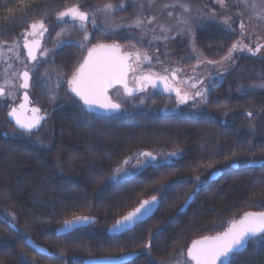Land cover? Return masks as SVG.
Listing matches in <instances>:
<instances>
[{"label":"trees","instance_id":"1","mask_svg":"<svg viewBox=\"0 0 264 264\" xmlns=\"http://www.w3.org/2000/svg\"><path fill=\"white\" fill-rule=\"evenodd\" d=\"M108 1L114 0H0V45L22 41L21 33L42 18L48 33L54 34L59 11L77 4L89 11ZM90 32L92 45H139L129 31ZM192 32L175 44L173 65L178 70L179 64L196 65L206 76L220 75L207 103L186 106L197 114L163 110L171 101L152 88L147 106L135 100L138 95L120 96L114 90L121 113L85 116L81 105L65 94L66 85L57 90L52 80L50 89H42L34 76L28 92L47 117L29 136L9 122L11 104L1 102L0 264H96L95 259L125 256L130 258L107 264H157V259L186 252L193 240L223 232L247 211H264V57L234 51V62L198 65L197 57L217 61L226 56L239 33L227 31L218 21L198 24ZM82 58L80 48L66 44L56 51L54 65L70 76ZM46 66L41 63L37 75ZM150 67L155 74L161 72L162 66ZM156 149L178 153L119 182L111 180L125 158ZM256 161L261 164L248 166ZM216 171L219 175L211 179ZM196 176L205 180L198 188ZM180 178L187 179L176 180ZM153 196L159 203L151 216L130 229L109 232L117 220ZM4 210L14 214L16 231ZM78 216L96 221L56 235L64 221ZM28 238L48 253L31 248ZM232 264H264V247L250 240Z\"/></svg>","mask_w":264,"mask_h":264},{"label":"snow or ice","instance_id":"2","mask_svg":"<svg viewBox=\"0 0 264 264\" xmlns=\"http://www.w3.org/2000/svg\"><path fill=\"white\" fill-rule=\"evenodd\" d=\"M152 0H149L151 3ZM214 3L219 4L222 8L226 6V0H213ZM240 5H243L245 8L256 9L260 8V13H254L257 15V18L261 21H264V0H236V6L239 9ZM123 5H120L122 7ZM143 6V5H142ZM117 6L112 5L111 3L105 4L102 6H96L95 11H107L115 9ZM164 7H171L173 9L179 7L182 9V12L177 15L176 24L181 25L178 31L171 37L175 39L176 35L183 36L189 35L192 36V23L191 21L195 19L198 24L216 22L218 18V13L214 8L209 9V14L207 16H201L197 14L192 16V9L188 4L180 3L177 0V3L171 5H165ZM207 7V5H205ZM187 14V15H186ZM243 13H241L242 15ZM168 16L172 17L173 13L168 12ZM67 18V19H66ZM223 24L226 26V30L235 34V30L232 29L231 24L229 23V17L225 16L222 18ZM251 19V17H250ZM56 20L63 22L65 24L72 22V26L77 28L79 31L83 32V40L78 43V46L81 50L87 51V55L83 57V62L79 64L78 67L72 71L70 76L60 75L59 71L55 73V88L61 89L65 87V94L70 100L77 101L81 105V112L85 116L92 115L99 110H102L104 113H121L124 109L121 103H118L113 100L110 95L112 89H118L120 86H123L126 95L132 96L137 89L129 88L127 79L130 71L135 72L136 69L133 68L132 64L129 63L131 58H135L137 62L140 61V53L132 52H120V48L116 44H94L91 47H86V44L89 40L90 33L88 32V24H91L93 28H97V21L95 14H90L89 11L81 10L80 5H74L67 7L62 11H59L56 15ZM156 20L155 16L148 17L147 24L153 25V22ZM144 21L137 19L135 21V27H140ZM241 29V34L245 29V23L243 19L239 25ZM155 31V27L152 28ZM171 31V29H169ZM49 29L46 27L45 20L42 18L38 21L30 23L27 29L21 33L23 37V49L26 50V57L21 60L20 55L17 54L16 59L20 60L23 65L24 70L19 73H13L21 81L19 87L22 89H28L30 87V82L33 81V77H36V80L39 81L42 89H50L52 84V74L45 71L42 75H37L41 63L51 62L54 63V59L51 61H46L44 58L49 57L50 50L44 48L37 56V49L39 48V43L36 41H30L29 36L39 34L43 36L47 33ZM103 31V29H101ZM63 32V29L61 30ZM61 33H57V36H60ZM166 40L169 37H164ZM73 43L72 40L59 41L56 47H62L66 44ZM151 43V42H149ZM14 47L19 50L21 45L19 41L14 42ZM261 47L264 45H257L255 51L259 52ZM247 50L250 53H253V49L247 45L242 46L241 51ZM10 51L12 49H9ZM237 50V45L233 44L232 47L228 50L226 56L222 57L221 61L215 60H200L197 57L198 65L208 64L213 66H222L223 61L231 60L234 62V57L232 53ZM193 51H196L193 48ZM156 62L161 64L162 71L165 74H149L143 76L139 79L143 80L144 83L139 87V91L143 92L147 90L148 84L151 85L153 89L158 88L161 84L164 86L166 91L175 90L176 97L179 103H187L189 100L194 101L196 104L207 103L208 102V91L210 88L215 87L211 83L214 76L209 77V84L204 88H197L196 85H204V79L195 80V83L191 84V88L195 91L189 95L187 92L181 94V89L179 87L173 89L172 86L168 83L169 76L173 80L176 79L177 71L170 70L167 67H163V62L160 61L159 56L155 57ZM144 60L150 61V58L147 54L144 55ZM34 62V63H33ZM139 66V64H138ZM195 71V68L193 69ZM188 80H194V77H188ZM159 82V83H158ZM260 87H264V84H261ZM11 95V93H9ZM5 96L4 87L0 86V97ZM59 96L58 91L53 93L52 98L57 99ZM25 101L28 100V92L24 93ZM21 108H24V105H20ZM33 113H39V108H33L31 110ZM9 116L14 117L16 125L22 133L28 134L31 136L33 131H38L41 127V121L44 120L43 116L33 118L31 120L22 121L17 115V109L12 108L8 113ZM247 115L251 117L252 112H248ZM141 156H144L146 160L144 162L137 161V166H142V163H147L150 160H155V157L151 152L140 153ZM169 155H176L175 152L170 153ZM125 161L124 163H128ZM118 174L127 175L128 172L126 169L121 170L117 168L114 170ZM190 180L192 178H189ZM195 183H200V177L196 176L194 178ZM159 201L157 197L153 196L151 200H144L140 202L139 206L136 207L133 211L129 212L127 215L123 216L121 219L117 220L112 226V231H121L123 229H129L130 226L136 225L137 223H142L145 218L153 213L154 209L158 205ZM89 217L78 216L73 220L65 221V225H73L79 223H85L89 221ZM7 222V221H6ZM250 240H252L256 245L264 247V211L260 212H245L237 220L233 219L229 222V226L222 233H218L215 236H204L199 240H193L192 245L187 250V260L185 264H232V260L235 255L239 254L242 250H246L247 245ZM145 248H149V245H145Z\"/></svg>","mask_w":264,"mask_h":264},{"label":"rangeland","instance_id":"3","mask_svg":"<svg viewBox=\"0 0 264 264\" xmlns=\"http://www.w3.org/2000/svg\"><path fill=\"white\" fill-rule=\"evenodd\" d=\"M180 3L188 4L191 9V15L196 16L197 14L201 16H207L209 14V9L214 8L215 11L218 13V18L216 21L223 24V17L227 16L229 17V23L231 24L232 29L237 31L239 33V39L235 43L237 45L238 52L247 53L250 55H255L257 57H264V47H261L259 52H256V46L257 45H264V21H261L257 18V15L254 13H260V8L257 7L256 9L252 8H245L243 5H240L239 9L236 6V0H226V6L221 7L219 4L214 3L213 0H211L209 3L205 2V0H179ZM111 3L114 6H117L115 9L107 10V11H95L96 7L91 8L89 10L90 14L94 13L95 18L97 21V28H93L91 24H88V32L89 40L86 44V47H91V32L93 29H98L99 32L104 35H108L112 32L116 31H126L137 37L139 45L134 43H127V44H121L118 45L120 48V51H128L132 53L139 52L140 53V61L137 62L135 58H132L133 68L136 69L135 72L131 71V75L140 76L142 74H155V70L149 67L151 65H156V67L161 66V64L156 62L155 57L159 56L160 61L163 62V67L166 66L170 70H176L177 71V78L178 81L174 82L172 78L169 77L170 85L173 89L179 87L181 89V94H184L187 92L189 95H191L195 89L191 88V84L195 83V80L198 79H204V85L197 84V88H204L206 85L209 84V76H206L204 72L202 71V68H195V71H193L194 67L196 65H191V68L186 65H178L179 70L176 68V66L173 65L175 61V55H178L177 48L175 44L178 42L179 45L183 43L184 39H187L189 35H183L179 36L176 35L175 39H172L173 35L178 31L181 25L176 24V17L182 12V9L179 7L173 9L171 7H164L166 4L171 5L173 3H177V0H152L151 3H149V0H114V1H108L99 4L98 6H102L105 4ZM120 5H123L120 7ZM143 5V6H142ZM207 5V7H205ZM168 12H172L173 16L169 17ZM241 13H243L241 15ZM187 15V14H186ZM155 16L156 20L153 22V25L147 24L148 17ZM251 17V19H250ZM67 19V18H66ZM137 19H141L144 21L143 24H141L140 27H135V21ZM243 19V22L245 23V29L243 30V34H241V29L239 27L241 20ZM57 31L54 32V34L46 33L43 37V42L41 44V48L38 52V57L40 51H42L44 48H47L50 50L49 57L44 58L46 61H51L54 59L56 51L60 47H56L57 43L59 41H67L72 40L75 46L80 48L78 46V43L83 40V32L79 31L77 28L72 26V22H69L67 24L63 22H59ZM192 23V30L194 26H197L198 23L195 19L191 21ZM153 26L155 27V31L152 30ZM223 26H225L223 24ZM226 27V26H225ZM63 29V32L61 30ZM103 29V31H101ZM171 29V31L169 30ZM57 33H61L60 36H57ZM38 35H32L29 36V39L36 37ZM169 37V39H165L164 37ZM191 37V36H189ZM14 42L11 41L8 43H3L0 45V86L4 87L5 89V96L0 97V104L2 103H10L11 105L16 104L19 101L20 94H21V88L19 87V84L21 81L17 78L16 75H13V73H19L20 71H23V65L21 64L20 60H17V54L20 55L21 60H23L26 55L24 52V49L22 47L23 40L20 41V49L17 50L14 47ZM151 42V43H149ZM106 44V43H102ZM247 45L248 47H251L253 49V53L248 52L246 49L241 51L240 49L242 46ZM9 49H12L11 51ZM81 49V48H80ZM84 54L87 52L85 50H81ZM147 54V56L150 58V61L144 60V55ZM153 54V55H152ZM153 56V58L151 57ZM217 60V61H221ZM82 61V60H81ZM80 61V63H81ZM207 61V60H205ZM229 61V60H228ZM228 61H223V64H226ZM34 63V62H33ZM47 66L43 72L40 73V75L44 74L45 71L52 74V80L55 84L56 75L55 73L58 71L57 68H55L54 63L51 62H44ZM79 63V64H80ZM78 64V65H79ZM139 64V66H138ZM205 67H221V66H213L208 64H203ZM159 68V67H158ZM159 74H165L162 71ZM219 71V70H218ZM60 73V72H59ZM158 73V72H157ZM63 75V74H60ZM64 76V75H63ZM215 79L211 81L212 84L215 86L220 81V75L218 73H214L213 75ZM188 77H194V80H188ZM179 82V83H177ZM39 83V81H37ZM138 84H143L140 79L136 81ZM40 85V83H39ZM214 87L210 88L208 91V95H210L211 91ZM259 88V87H258ZM120 96L124 94L120 92V90H115ZM161 93H163L166 96L167 102L171 101L170 107L163 109L165 111H180L183 113H187L189 115L191 114H197L196 109H188L186 106L190 104L191 102H194L192 100H189L187 103H179L175 90L173 91H164L159 90ZM11 93V95H9ZM29 93V92H28ZM153 93L152 87L147 86L146 91H135L131 97H134L136 95L137 99H135L141 106L142 105H148V98L151 96L150 94ZM125 95V94H124ZM209 97V96H208ZM114 99V98H113ZM116 102H118L116 99H114ZM185 107V108H184ZM144 152H151L153 156L155 157V160H150L147 163H142V166H137V161L144 162L146 158L144 156H141L140 153ZM175 152L176 155L178 153L177 149H156V150H150V151H139L138 153H135L132 156H129L125 158L119 165H117L115 169L120 168L121 170L126 169L128 174H118L114 170L111 173V180L113 182H119L125 178H128L136 173H138L140 170H142L146 165L148 164H157L162 162H167L172 160L176 155H169L170 153ZM125 161H129L127 164L124 163ZM187 178H180L176 180H185ZM175 181V180H173ZM171 181V182H173ZM205 180L200 179V183H198L197 188L204 185ZM170 183V182H169ZM168 183V184H169ZM3 216L5 219L14 225V214L8 210H4ZM15 226V225H14ZM186 258V252L183 250L178 251L176 254L171 255L167 259H157V264H185ZM33 262V261H32ZM34 263V262H33Z\"/></svg>","mask_w":264,"mask_h":264},{"label":"water","instance_id":"4","mask_svg":"<svg viewBox=\"0 0 264 264\" xmlns=\"http://www.w3.org/2000/svg\"><path fill=\"white\" fill-rule=\"evenodd\" d=\"M30 41H36V42H38L39 43V48H40V45H41V38L39 37V38H33V39H29ZM22 45H23V43H22ZM39 48L37 49V52H38V50H39ZM24 52H25V55H26V50L24 49ZM121 52V51H120ZM125 52H128V51H125ZM121 53H123V52H121ZM86 55H87V52H86ZM85 55V56H86ZM131 60V59H130ZM130 60H129V63H130ZM83 62V61H82ZM143 76H146V75H143ZM142 76V77H143ZM143 81V80H142ZM144 82V81H143ZM128 83V82H127ZM159 83V82H158ZM120 87H122L123 88V86H120ZM128 87L131 89V88H135V89H137V91H138V89H139V87L140 86H137V87H130L129 86V84H128ZM29 89V88H28ZM28 89H22L21 88V94H20V98H19V102H17L16 104H14V105H11L10 107H9V110L7 111V118H8V120H9V122H11L12 123V125L14 126V128L15 129H17L18 131H20L19 130V128H18V126L16 125V121H15V118L14 117H11V116H9L8 115V113L11 111V109L12 108H16L17 109V115L20 117V119L22 120V121H27V120H31V119H33V118H36V117H39V116H43L44 117V120L46 119V114L45 113H43L42 112V109L41 108H39L37 105H35V104H33V102H32V100H31V98H30V95H29V93H28V100L27 101H25V99H24V93H25V91H27L28 92ZM124 89V88H123ZM156 89H158V90H165L164 89V86L161 84L158 88H156ZM124 93H125V90H124ZM125 95H126V93H125ZM20 105H24V108H21L20 107ZM33 108H39L40 109V112L39 113H33L31 110L33 109ZM96 114H100V115H112V114H116V113H104L102 110H99L98 112H96ZM43 120V121H44ZM43 121H41V125H42V123H43ZM33 132H37L36 130H34ZM261 164V162L260 161H256V162H250V163H248V166H259ZM234 167H236V165L234 164L233 165ZM219 175V172L218 171H216V172H214V173H212V175H211V179H213V178H215L216 176H218ZM191 198V196L189 197V199ZM149 200H151V199H149ZM158 206V205H157ZM157 206H156V208H157ZM155 208V209H156ZM154 209V210H155ZM134 210V209H133ZM132 210V211H133ZM131 212V211H130ZM247 212H260V211H247ZM152 214H150L149 216H151ZM243 215V214H242ZM148 216V217H149ZM147 217V218H148ZM90 219H89V221L88 222H85V223H79V224H73V225H65V221L62 223V225L60 226V227H58L57 228V230H56V235H62V234H67V233H70L71 231H73L74 229H77V228H80V227H86V226H88L89 224H91V223H94L95 221H96V219L95 218H92V217H89ZM74 219V218H73ZM73 219H70V220H73ZM146 219V218H145ZM66 221H68V220H66ZM9 226L12 228V229H14L15 231L17 230V228L13 225V224H11V223H9ZM133 226H130V228H132ZM129 228V229H130ZM112 229V227L109 229V232L110 233H113L114 231H112L111 230ZM226 230V229H225ZM224 230V231H225ZM117 232V231H116ZM222 233V232H221ZM217 235V234H216ZM213 236H215V235H213ZM199 239H201V238H199ZM199 239H197V240H199ZM27 244L28 245H30V247L31 248H33L34 250H36L37 252H40V253H43V254H47L48 252H47V250L45 249V248H43V247H41V246H39V245H37V244H35L31 239H27ZM192 245V243L189 245V247ZM188 247V248H189ZM188 248L186 249V258H187V250H188ZM243 251V250H242ZM128 258H130V256H125V257H119V258H99V259H95V260H93L92 262H94V263H96V264H107V263H117V262H121V261H124V260H126V259H128ZM218 264H219V262H218Z\"/></svg>","mask_w":264,"mask_h":264},{"label":"flooded vegetation","instance_id":"5","mask_svg":"<svg viewBox=\"0 0 264 264\" xmlns=\"http://www.w3.org/2000/svg\"><path fill=\"white\" fill-rule=\"evenodd\" d=\"M46 34V33H45ZM44 34V35H45ZM44 35L43 36H40L39 34L36 36V37H33V38H41V44H42V42H43V37H44ZM33 38H31V39H33ZM102 44V43H101ZM106 44H116V43H106ZM117 45V44H116ZM40 48H41V45H40ZM40 48H39V50H40ZM39 50H38V52H39ZM38 52H37V56H38ZM121 52H123V51H121ZM85 55H86V53L84 54V56L83 57H85ZM131 60H132V58H131ZM130 60V63L133 65V63H132V61ZM82 61H83V58H82ZM82 61H81V63H82ZM79 66V65H78ZM77 66V67H78ZM143 75H148V74H142V75H140V76H138V75H136V76H134L133 77V75H131V71L129 72V74H128V79H127V82H128V84H129V86L130 87H137V86H141V84H138V83H136V81L139 79V78H141ZM170 78H171V76H169ZM178 79L179 78H177V76H176V79L175 80H173L174 82H176V81H178ZM141 80V79H140ZM141 82L142 83H144L142 80H141ZM168 83L170 84V82L168 81ZM177 83H179V82H177ZM30 84H31V82H30ZM149 86H151L150 84H148ZM30 88V87H29ZM114 90H116V89H112L111 91H110V95L112 96V91H114ZM117 90H120V91H122L123 93H124V89L122 88V87H119ZM139 91V90H138ZM165 91V90H164ZM125 94V93H124ZM113 98V97H112ZM114 100V99H113ZM115 101V100H114ZM19 102V101H18ZM34 104V103H33ZM36 105V104H35ZM11 106V105H10ZM38 106V105H37ZM39 107V106H38ZM40 108V107H39ZM242 216V215H241Z\"/></svg>","mask_w":264,"mask_h":264}]
</instances>
